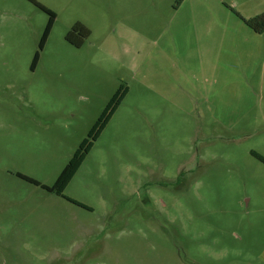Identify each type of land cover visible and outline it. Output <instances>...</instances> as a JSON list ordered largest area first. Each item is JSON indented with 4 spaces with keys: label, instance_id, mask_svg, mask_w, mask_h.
Returning a JSON list of instances; mask_svg holds the SVG:
<instances>
[{
    "label": "rangeland",
    "instance_id": "1",
    "mask_svg": "<svg viewBox=\"0 0 264 264\" xmlns=\"http://www.w3.org/2000/svg\"><path fill=\"white\" fill-rule=\"evenodd\" d=\"M35 1L56 15L43 49L48 15L0 0V264H264V165L251 155L264 157V52L213 53L227 79L197 69L195 96L175 104L143 92L139 56L168 39L184 61L174 31L190 15L253 34L236 14L264 0ZM77 22L90 31L79 48L65 39ZM120 88L63 193L91 210L16 176L52 187Z\"/></svg>",
    "mask_w": 264,
    "mask_h": 264
},
{
    "label": "crops",
    "instance_id": "2",
    "mask_svg": "<svg viewBox=\"0 0 264 264\" xmlns=\"http://www.w3.org/2000/svg\"><path fill=\"white\" fill-rule=\"evenodd\" d=\"M184 3L181 2L177 6L176 11ZM206 4L210 6V2H201L203 6ZM224 9L226 8L224 7ZM209 19H211L207 21L209 25L203 26L201 29L198 28V24L202 22L206 23V21L199 22L194 15H190L186 19H179L176 22L178 26L175 27L174 35L179 39V45L181 43L186 44L189 52L185 55L184 61H181L182 57L177 54V51L176 54L172 53V58L169 57L166 49L168 42H170L168 39L162 40V49H157L153 53L146 49L144 41L140 43V87L144 89V93L154 94L157 104L161 102L175 104L181 99H186L187 97L193 98L196 92L193 84L196 81L197 69L204 76L213 75L215 79L218 76L221 79H227V77H222V73L218 74L216 66L211 65V59L215 58L213 56L211 58L213 53L222 54L227 51L236 53L243 49H250L252 58L258 59L261 52H264V33L255 34L249 29L253 34L244 31L238 37L233 31L228 33L225 25H216L226 23L228 15L215 16ZM184 28L186 29L184 30ZM132 36H136V32L127 27V37ZM159 36L161 39L164 38L161 34ZM238 38L242 40L238 42ZM127 51L128 56L134 62V50H129L127 47ZM197 53L201 56L200 63L202 67L200 68H197L194 61ZM147 58H151V63L146 61ZM167 61L170 62L168 63ZM213 67L215 70H213ZM127 93L128 89L126 90Z\"/></svg>",
    "mask_w": 264,
    "mask_h": 264
},
{
    "label": "trees",
    "instance_id": "3",
    "mask_svg": "<svg viewBox=\"0 0 264 264\" xmlns=\"http://www.w3.org/2000/svg\"><path fill=\"white\" fill-rule=\"evenodd\" d=\"M28 1L31 2L35 7H37L38 9L43 11L44 13H46L49 17L48 22L45 26L44 32H43L42 37H41L40 42H39V48L43 49V47H44V45H45V43L49 37L51 29L53 27L56 15L50 9L44 7L43 5L39 4L35 0H28ZM182 1L183 0H177L176 4L179 5ZM236 15L242 20L244 25L248 29H250L252 32H254L255 34H263L264 33V12L254 16L252 18H248V19H245L238 14H236ZM89 36H90L89 29L86 28L81 23H76L69 30L65 39L69 44L79 48L84 44V41L87 38H89ZM38 60H39V54L36 53L34 55V58H33V61H32L31 67H30V69L32 71L35 70ZM125 95H126V89H123V88H120L114 94V96L111 98V100L109 101V103L107 104L105 109L103 110L101 116L98 118L96 123L93 125V127L89 131L87 138H85L80 143V145L75 150L72 157L70 158L68 163L65 165V167L61 171L60 175L58 176L57 180L55 181V183L52 187L42 185L38 181H36L30 177H26V176L19 174V173H17L16 176L21 178L22 180L32 184V185L41 187L43 190H45L49 193L55 194L56 196L61 197V198L65 199L66 201H68V202H70V203H72L78 207H81V208L86 209V210H91L90 208L82 205L81 203H78V202H76V201H74L68 197H65L63 193H64V190L66 189V187L68 186V184L71 182V180L73 179V177L77 173V171L79 170V168L81 167L86 156L90 152V150L93 146V142H95L98 139L101 132L104 130L107 123L109 122V120L111 119V117L113 116L115 111L117 110L121 101L124 99ZM251 155L264 165V157L263 156L259 155L256 152H251Z\"/></svg>",
    "mask_w": 264,
    "mask_h": 264
}]
</instances>
